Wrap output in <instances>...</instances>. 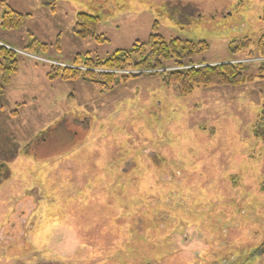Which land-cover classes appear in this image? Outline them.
Listing matches in <instances>:
<instances>
[{"label":"rangeland","instance_id":"374dc122","mask_svg":"<svg viewBox=\"0 0 264 264\" xmlns=\"http://www.w3.org/2000/svg\"><path fill=\"white\" fill-rule=\"evenodd\" d=\"M9 9L26 19L0 29L19 64L0 97V264H264V80L183 96L160 75L264 71L255 46L232 53L264 36V0H59L55 13L0 0V22ZM79 14L99 18L102 43L75 35ZM154 27L209 50L111 91L47 78Z\"/></svg>","mask_w":264,"mask_h":264},{"label":"trees","instance_id":"16d2710c","mask_svg":"<svg viewBox=\"0 0 264 264\" xmlns=\"http://www.w3.org/2000/svg\"><path fill=\"white\" fill-rule=\"evenodd\" d=\"M41 5L52 13H55L59 0H40ZM26 16L7 10L2 15L0 29L16 31L23 27ZM100 23L98 17L79 14L74 33L79 39H91L102 43L104 37L98 34L97 28ZM38 46L42 51L47 50L46 45H40L32 40L31 47ZM255 46L257 53L249 57L264 58V36L257 43L250 40L241 42L232 49L237 54L243 49ZM209 50L205 41H193L173 39L167 41L156 31L146 42L137 41L130 50L116 51L103 60H93L91 54L78 55L71 66H51L47 74L48 80L63 82L86 81L104 86L111 91L120 84H128L130 80L139 79L143 76H157L158 70L165 68V63L173 62L174 66H184V61L190 60L194 66V57L201 56ZM16 53L0 46V97L5 96L7 88L11 84L12 77L18 72L19 64ZM193 60V61H192ZM176 64V65H175ZM191 69L167 73L161 72L163 82L166 85H177L181 95L189 96L197 88L243 86L264 80V71L261 69L256 75H246L247 67L243 63H229L217 66H206V62H200ZM186 66V65H185ZM4 171L1 173V171ZM8 168L0 163V183L8 178Z\"/></svg>","mask_w":264,"mask_h":264},{"label":"flooded vegetation","instance_id":"af4514ba","mask_svg":"<svg viewBox=\"0 0 264 264\" xmlns=\"http://www.w3.org/2000/svg\"><path fill=\"white\" fill-rule=\"evenodd\" d=\"M157 29H158V28L154 27V28H153V33H154V31H156L157 34H159V31H157ZM153 33H152V34H153ZM152 34H151V35H152ZM151 35H150V36H151ZM159 35H160V34H159ZM150 36H149V37H150ZM161 36H162V35H161ZM149 37H148V39H149ZM162 37H163V36H162ZM163 38H164V37H163ZM164 39H165V38H164ZM176 39H180V38H176Z\"/></svg>","mask_w":264,"mask_h":264},{"label":"crops","instance_id":"0c3cea01","mask_svg":"<svg viewBox=\"0 0 264 264\" xmlns=\"http://www.w3.org/2000/svg\"><path fill=\"white\" fill-rule=\"evenodd\" d=\"M1 23V22H0Z\"/></svg>","mask_w":264,"mask_h":264}]
</instances>
